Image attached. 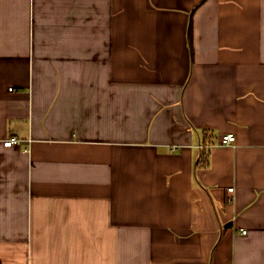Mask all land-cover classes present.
<instances>
[{"label": "crops", "instance_id": "1", "mask_svg": "<svg viewBox=\"0 0 264 264\" xmlns=\"http://www.w3.org/2000/svg\"><path fill=\"white\" fill-rule=\"evenodd\" d=\"M0 264H264V0H0Z\"/></svg>", "mask_w": 264, "mask_h": 264}, {"label": "built area", "instance_id": "2", "mask_svg": "<svg viewBox=\"0 0 264 264\" xmlns=\"http://www.w3.org/2000/svg\"><path fill=\"white\" fill-rule=\"evenodd\" d=\"M237 142V137L235 134H226L222 137V145H225V146H231V145H234L236 144ZM21 143V140L17 137H12L10 139H7L4 141V146L5 147H13L14 145H17V144H20ZM201 148H203L202 146H200ZM234 188H230L229 189V192L230 193H234ZM244 233H247L246 231H244Z\"/></svg>", "mask_w": 264, "mask_h": 264}, {"label": "trees", "instance_id": "3", "mask_svg": "<svg viewBox=\"0 0 264 264\" xmlns=\"http://www.w3.org/2000/svg\"><path fill=\"white\" fill-rule=\"evenodd\" d=\"M192 32H193V27H192V24H191V27H190V33H191V36H192ZM206 148H207V147L203 148V150H206ZM206 153H207L206 151L203 152V157H202V158H203V162H202L203 164H204V162L206 161V157H207V156H206ZM205 156H206V157H205Z\"/></svg>", "mask_w": 264, "mask_h": 264}]
</instances>
